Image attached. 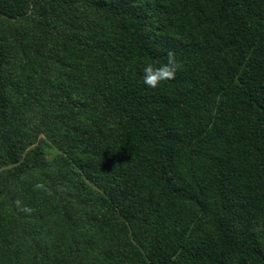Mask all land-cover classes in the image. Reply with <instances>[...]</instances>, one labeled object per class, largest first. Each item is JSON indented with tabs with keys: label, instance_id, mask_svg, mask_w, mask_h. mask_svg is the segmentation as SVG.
I'll return each mask as SVG.
<instances>
[{
	"label": "trees",
	"instance_id": "trees-1",
	"mask_svg": "<svg viewBox=\"0 0 264 264\" xmlns=\"http://www.w3.org/2000/svg\"><path fill=\"white\" fill-rule=\"evenodd\" d=\"M0 264H264V0H0Z\"/></svg>",
	"mask_w": 264,
	"mask_h": 264
},
{
	"label": "clouds",
	"instance_id": "clouds-1",
	"mask_svg": "<svg viewBox=\"0 0 264 264\" xmlns=\"http://www.w3.org/2000/svg\"><path fill=\"white\" fill-rule=\"evenodd\" d=\"M165 62L158 67L153 63H147L143 68L142 83L149 89L157 88L162 82L175 79L176 73L181 70L182 64L177 60L175 51L169 49L164 57ZM34 188L39 190L43 185L36 184ZM20 202L17 201L19 206ZM24 212H30L31 209L21 208Z\"/></svg>",
	"mask_w": 264,
	"mask_h": 264
}]
</instances>
